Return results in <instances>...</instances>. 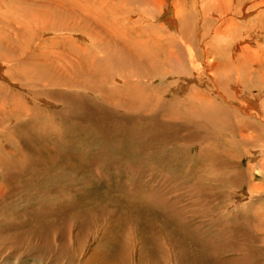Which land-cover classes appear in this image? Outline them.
I'll list each match as a JSON object with an SVG mask.
<instances>
[{
    "label": "rangeland",
    "instance_id": "1",
    "mask_svg": "<svg viewBox=\"0 0 264 264\" xmlns=\"http://www.w3.org/2000/svg\"><path fill=\"white\" fill-rule=\"evenodd\" d=\"M42 2L44 5V0H1L0 5L8 8L11 13L7 15L8 19L6 9L0 12V33L5 36L7 31L11 33L19 26L23 27L25 20L33 21L37 15H43L41 10L45 6ZM2 15L9 23L5 20L6 24L2 23L6 19ZM14 17L22 25L13 23ZM165 18L166 15L162 16L159 22L169 25ZM21 19L25 20L22 22ZM250 20L251 17L246 21L240 19L243 24H248ZM4 24L5 27L13 25L12 30L10 27L9 30L5 29ZM15 32L11 33L10 38ZM20 33L18 35L27 37L29 32L24 29ZM53 34H43L42 40L53 37ZM71 37L88 46L95 43H91L88 36L81 38L82 35L77 32L67 34L59 37L67 48L65 52L75 46L68 39ZM11 41H14V45L22 44V41H15L14 37ZM100 41V44L96 42L94 46L98 45L99 49L101 47L100 51L105 55L110 48L118 51V47H114L117 40L108 44L101 36ZM175 43L176 48L170 47L168 40L161 43L163 58L170 55V48L180 47V42ZM59 46L50 44L49 48L54 47V51L48 49L52 51L50 53L57 54L63 48ZM34 47L37 50V44L32 43L31 50ZM139 53L138 58L145 64L149 59L148 54L143 49ZM28 54H23L24 61L26 57L31 59V53ZM104 57L101 55L98 59L90 60L92 64L89 61L84 64L85 68L90 69L91 76L96 78L95 81L100 78L101 83L105 74L103 68L106 66L107 73V66L113 64L111 58H119L120 54L113 52L111 58ZM0 60V90H13L6 92V95L9 92L14 95L16 92L17 97L23 98L24 109L30 108L28 113L19 115L10 104L12 95L7 100L0 93V264H243L238 257L239 253L245 256L238 250L243 246L246 253L250 251L257 259L254 260L253 256V261L247 264L264 263V243L262 245L259 241H252L254 232H258L252 229V225L255 214L259 213L256 211L259 210V202L250 203L248 195L241 196L243 190L234 192L230 197L235 201L226 205L227 209L224 208L228 214H224L223 209L216 213V210L209 209L212 207L209 205L200 210L201 206L184 193L183 200L178 203L182 205L179 212L176 215L169 214L176 207L175 202L180 195L177 188L185 184L186 175H182L181 170L186 169L178 168L176 162H173L174 167H169L166 162L162 192L169 191L172 196L169 204L164 203L159 195L150 198V201L144 198L148 206H143L140 203L142 201L134 200L129 195L127 177L131 176V166L142 164L144 169L150 166L158 168L160 163L163 164L172 155L174 161L185 159L186 144L180 145L177 132H180L181 126L184 132L191 134L201 129V122L192 111L199 110L193 104L194 96L191 92H176L177 84L173 77L165 78L164 83L157 79L152 82L161 91L160 98L166 104L164 116L159 123L154 115L143 111L153 110L149 103L141 101L137 104L136 92L125 90L122 86L124 82L116 74H112V78L122 81L121 84L117 83L121 86V94L115 85L108 83L103 90L104 95L90 93L87 89H76V86L70 90L61 86L55 87V91L53 87L49 88L48 94L51 97L36 98L30 93L31 89H27V85H30L26 79H23L24 82L20 79L12 83L14 80L7 76L9 70L3 65L4 61ZM34 60L36 63L41 60L43 64L45 59L41 57ZM175 61V69L184 68L182 62L178 59ZM183 70L193 77L196 75L185 68ZM51 78L48 77L49 80ZM74 79L83 81L84 76L75 75ZM129 94L133 95L135 101H132ZM186 95L187 100L184 101ZM34 106H38V113L32 110ZM10 113L16 114L7 118ZM17 115L20 117L16 118ZM242 153L245 166L252 161H260L264 169V151L260 148L254 146L253 150L248 148ZM252 154L253 160L250 156ZM167 161L172 164L171 157ZM259 167L260 163L254 174L257 181L261 182L264 180V170L262 167L258 170ZM146 173L148 183L152 169ZM154 175L151 178H158ZM142 188L146 190V186ZM160 188L159 184L158 190ZM175 195L177 197L173 198ZM217 197L220 204V198H223L221 195ZM187 206L190 207L188 214L182 212V208ZM211 211L215 219L213 222L208 221L209 217H202ZM192 214L195 218L191 223Z\"/></svg>",
    "mask_w": 264,
    "mask_h": 264
},
{
    "label": "bare ground",
    "instance_id": "2",
    "mask_svg": "<svg viewBox=\"0 0 264 264\" xmlns=\"http://www.w3.org/2000/svg\"><path fill=\"white\" fill-rule=\"evenodd\" d=\"M45 2L47 3L45 4ZM43 6H45V9L41 10L43 15H37L33 21L21 19L22 22L25 20V24L23 27L19 28V26L15 29L16 32L14 31L15 34L12 36L15 41H22V44L14 45V41H11L13 37L10 38L11 33L14 32L10 33L9 30V27L11 28L13 25L5 27V21L10 19L7 15L11 12L8 8H3L0 5L1 13L5 12V9L8 11V13L6 12L8 19L2 15L7 19H3L2 23H5L3 27L9 30L4 29V31L10 34L8 36L7 33H4L5 36H3L0 33V59L4 61L3 65L9 70L7 76L10 80H14L12 83H15V80L23 81L24 79L25 81L26 79L30 85H27V89H31L30 93L36 98H42L44 96L51 97L50 93L48 94L49 88L53 87L55 91V87L61 86L66 90L76 86V89H87L90 93L104 95L103 90L108 83L115 85V89H118L117 92L121 94V86H118L117 83L121 84L123 81L122 86L125 90L127 89L131 93L136 92L137 104L141 101L149 103L150 109L153 110L144 109L143 111L146 114L154 115L160 123L166 104L160 98L161 91L152 82L157 79L158 82L164 83L165 78L173 77L177 84L176 92L180 94L191 92L194 96L193 104L199 110L193 109L192 111L196 113L197 119L201 122V129L191 134L184 132L181 126L180 132H177L180 145L186 144L185 159H175L174 161L172 155L168 157L172 158V164L167 161V158L163 164H159L158 168L154 167L155 169L152 166L144 169L142 164L138 166L136 164L137 167L131 166V176L127 177L129 195L134 200L142 201L140 203L143 206H148V203L143 200L144 198L150 201L159 195L164 203L169 204L172 201V196L169 191L162 192L165 183V168L166 162L169 167L170 165L174 167L173 162H176L178 168L186 169L185 171L181 170L182 175H186V179L185 184H180L177 188L180 195L175 202L176 207L169 211V214L176 215L179 212L182 205L180 204V206L178 203L183 200V193L188 194V198H191L193 202H197L201 206L200 210L209 205V207L212 206L209 208L210 210H216L217 213L219 209L221 211L223 209L226 214V205L235 201H232L230 197L234 192L238 193L243 190L241 196L248 195L250 203L259 202V210H256L259 213L255 214L254 225H252V229L258 232H254L252 241H259L263 245L264 180L257 181L254 174L259 163L260 167H262V163L259 160V162L252 161L251 164L245 166L242 152L248 148L253 150L254 146L264 151V0H44ZM34 7L38 6L36 7L35 4ZM41 12L39 13L41 14ZM3 14L5 15V13ZM165 15V20L169 22V25L159 22L160 18ZM250 17L252 20L248 24L241 23L240 19L246 21ZM14 20H12L13 23L17 22L18 25H22L19 21ZM0 27L2 26L0 25ZM23 28L29 32L27 37L18 35L24 31ZM1 30L3 29L1 28ZM47 32L54 33V36L42 40L43 34ZM75 32L81 34V38L88 36L91 43L99 42L100 44L101 36L108 41V44L117 40L114 47H118V51L110 48L111 50L105 55L103 51H100L101 47L99 49L98 45L94 46L95 43L88 46L71 37L68 39L75 46L69 47L68 52H65L66 47L63 46L64 42H61L59 37L62 38L64 35ZM166 40L169 41L170 47L176 48L175 42H180V47L178 49L170 48V55L163 58L164 50L160 45ZM6 41L7 43H5ZM129 42H132L131 45L127 44ZM32 43L37 44V50L35 47L31 50ZM50 44L51 46L60 44L59 47L63 48L57 54L50 53L52 52L49 50ZM141 49L145 50L149 56L145 64L138 58ZM52 50L54 51V47ZM113 52L119 53L120 57L111 58ZM28 53H31V59L26 57L27 59L24 61L23 54L28 56ZM101 55L103 57L105 55L106 59L113 60L111 62L113 64L107 66L109 68L107 73L106 66L102 70L105 73L102 83L100 78L95 81L96 78L91 76L90 69L84 67L85 63L88 61L91 63L90 60L98 59ZM41 57L45 59L43 64H41V60L36 63L34 59ZM175 59L182 62L185 69L191 73L195 72L196 75L193 77L186 73L184 68L175 69ZM11 63L15 65L10 66ZM101 66L103 67L104 64ZM94 68L96 69V67ZM112 74L121 77L122 81L112 78ZM75 75L76 77L84 76V82L74 79ZM49 76H52L50 80ZM36 83H40V85ZM8 91L14 92L10 89H2L0 93L6 98L9 95H12L13 99L15 98L13 100L10 97L12 109L16 108L19 115L28 113L30 108L24 109L23 98L17 97L16 92L14 95L12 92L6 95ZM187 96L183 97L184 101L187 100ZM129 97L135 101L132 94H129ZM17 99H19L18 103ZM40 106L42 105L40 104ZM32 110L38 113V106H34ZM0 111L2 110L0 109ZM15 114L10 113L7 118H12ZM19 117L16 116V118ZM8 129L10 128L8 127ZM250 156L253 160L254 155ZM141 167L142 169H135ZM177 167L176 171L178 172ZM202 168L204 169L202 170ZM259 168L258 170H261ZM151 169V176L156 172L157 174L154 176H158V178L150 176L147 183L145 177H148V174L146 172ZM262 178L264 179V175ZM159 184L160 190H158ZM142 186H146V190ZM245 188L246 190H244ZM164 194L165 196H163ZM217 195H221L223 198L222 200L220 198V204ZM257 196L260 197L256 198ZM176 197L177 195L173 196V198ZM228 198L230 200L226 201ZM214 201L216 202L214 203ZM187 207L182 208L183 213L187 212L188 214L190 207ZM212 211L208 214L204 213L202 217H209L208 221L213 222L215 219ZM194 218L195 216L192 214L191 223ZM231 224L233 223L231 222ZM231 226L236 227L235 225ZM244 249L243 246L238 250L242 251L245 256L243 257L239 253L238 257L247 264L249 261H253L254 255L252 256L250 251L246 253ZM255 257L254 260H257Z\"/></svg>",
    "mask_w": 264,
    "mask_h": 264
}]
</instances>
